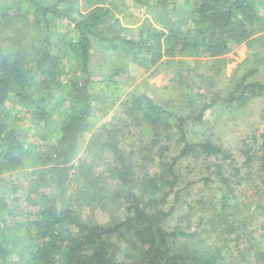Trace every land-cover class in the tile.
<instances>
[{"label":"trees","instance_id":"16d2710c","mask_svg":"<svg viewBox=\"0 0 264 264\" xmlns=\"http://www.w3.org/2000/svg\"><path fill=\"white\" fill-rule=\"evenodd\" d=\"M79 1L82 10L76 6ZM135 1L151 8L158 28L145 20L136 36L123 34L130 30L115 27L114 0H7L10 8L21 10L22 21L34 27L36 40L27 45L19 40L10 48L0 39V185L5 174L27 167L46 173L47 178L40 177L48 188L59 191L65 185L70 162L81 135L90 129L94 103L99 100L90 71L93 44L154 66L164 57L221 56L264 30V0ZM56 20L66 21L75 34L63 55L52 47ZM255 72L243 74L225 95H211L197 113L175 114L144 94L125 102L126 116L178 146L165 163L169 177L136 175L121 147L120 129H106L96 135L94 145L111 156L107 174L122 190L126 216L109 225L86 222L55 191L42 194L43 203L32 217L8 220L13 205L0 198V264H226L219 260L218 249L174 251L175 237L192 238L198 233L167 231L163 222L174 207L164 211L162 206L171 192H177L174 166L179 159L202 154L234 163L228 151L209 140L188 142L184 127L203 122L204 112L213 105L242 107L264 96V83L248 81ZM11 100L40 127L42 143L28 140L25 128L6 106ZM257 160L264 173V130ZM252 250L251 264H264V250Z\"/></svg>","mask_w":264,"mask_h":264},{"label":"rangeland","instance_id":"374dc122","mask_svg":"<svg viewBox=\"0 0 264 264\" xmlns=\"http://www.w3.org/2000/svg\"><path fill=\"white\" fill-rule=\"evenodd\" d=\"M113 4L118 19L115 27L130 30L123 34L136 36L145 20L159 27L147 4L135 0H114ZM185 5L184 8H188ZM76 6L81 8L80 1ZM8 7L7 0H0L2 43L8 41V47L15 48L19 40L26 45L36 40L35 29L22 21L21 10ZM74 37L72 26L64 20H56L51 36L53 51L63 55L67 43ZM63 62L71 63L67 59ZM251 69L256 72L248 81L264 83V30L256 31L249 42L221 56L164 57L154 66L93 44L90 71L99 100L94 103L90 129L81 135L70 162L68 179L58 191L46 187L40 176L47 178V174L34 168L5 174L0 198L13 205V214L8 220L32 217L43 203L42 194L56 191L62 203L72 206L86 222L109 225L121 221L126 216L122 190L108 177L111 156L94 145L96 135L118 127L121 147L136 175L142 177L146 173L168 178L165 163L177 152L178 146L163 135L156 137L154 130L126 116L124 103L135 95L144 94L175 114L197 113L211 95H225ZM6 106L10 115L25 128L28 140L42 143V130L27 110L15 100L8 101ZM263 130L264 96L252 98L242 107L213 105L204 112L203 122L185 125L188 142L209 140L228 151L234 163L202 154L176 162L177 192H171L162 206L164 211L171 206L174 209L163 226L167 231L176 229L198 234L192 238L175 237L174 251L218 249L219 260L226 264H251L253 247L264 250V173L259 170L257 160ZM247 158L250 160L245 165ZM162 189L167 191L168 188L163 186ZM161 196L162 193L157 195Z\"/></svg>","mask_w":264,"mask_h":264}]
</instances>
